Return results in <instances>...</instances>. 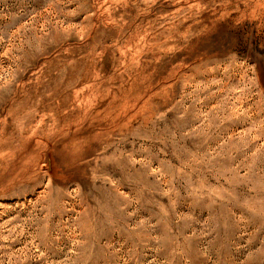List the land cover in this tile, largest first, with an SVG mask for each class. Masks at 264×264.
Instances as JSON below:
<instances>
[{
	"label": "rangeland",
	"instance_id": "1",
	"mask_svg": "<svg viewBox=\"0 0 264 264\" xmlns=\"http://www.w3.org/2000/svg\"><path fill=\"white\" fill-rule=\"evenodd\" d=\"M0 264H264V0H0Z\"/></svg>",
	"mask_w": 264,
	"mask_h": 264
}]
</instances>
